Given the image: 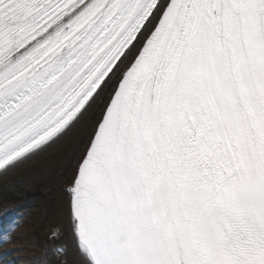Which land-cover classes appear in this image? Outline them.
<instances>
[{
    "label": "snow or ice",
    "instance_id": "obj_1",
    "mask_svg": "<svg viewBox=\"0 0 264 264\" xmlns=\"http://www.w3.org/2000/svg\"><path fill=\"white\" fill-rule=\"evenodd\" d=\"M90 112L76 264H264V0H0V172Z\"/></svg>",
    "mask_w": 264,
    "mask_h": 264
},
{
    "label": "bare ground",
    "instance_id": "obj_2",
    "mask_svg": "<svg viewBox=\"0 0 264 264\" xmlns=\"http://www.w3.org/2000/svg\"><path fill=\"white\" fill-rule=\"evenodd\" d=\"M91 121L92 112L58 144L0 174V264H76L66 186ZM53 229L61 234L55 242L48 238ZM58 248L66 250L59 257Z\"/></svg>",
    "mask_w": 264,
    "mask_h": 264
}]
</instances>
